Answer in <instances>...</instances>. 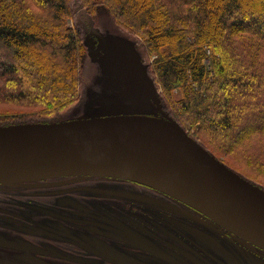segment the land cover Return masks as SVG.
I'll return each mask as SVG.
<instances>
[{"label": "trees", "instance_id": "1", "mask_svg": "<svg viewBox=\"0 0 264 264\" xmlns=\"http://www.w3.org/2000/svg\"><path fill=\"white\" fill-rule=\"evenodd\" d=\"M14 1L0 0V102L32 107L41 122L67 120L40 116L58 115L80 95L87 48L81 31L66 24L73 0H28L34 8L25 11ZM84 4L141 36L155 54L167 115L213 155L238 156L264 179V0ZM22 123L0 119V126Z\"/></svg>", "mask_w": 264, "mask_h": 264}, {"label": "water", "instance_id": "2", "mask_svg": "<svg viewBox=\"0 0 264 264\" xmlns=\"http://www.w3.org/2000/svg\"><path fill=\"white\" fill-rule=\"evenodd\" d=\"M133 74L143 92L120 80L125 101L153 99L162 110L144 70L135 69ZM162 115L0 126V185L77 176L130 181L174 198L264 250V191Z\"/></svg>", "mask_w": 264, "mask_h": 264}, {"label": "flooded vegetation", "instance_id": "3", "mask_svg": "<svg viewBox=\"0 0 264 264\" xmlns=\"http://www.w3.org/2000/svg\"><path fill=\"white\" fill-rule=\"evenodd\" d=\"M87 177L8 186L0 196V233L3 236L0 242L5 243L0 244V250L10 253L8 257L12 263L43 264V260H46L47 264H251V260L246 258L253 256L258 264H264V250L221 227L222 231L215 228L217 231L213 234L223 241L224 247L205 242L188 247L185 232H180L179 239H172L167 225L172 217L171 210L192 218L200 225L215 223L166 194L114 178L102 179L99 187H72ZM105 181L133 184L150 194L125 197L122 195L131 194L128 190H111L102 185ZM5 187L0 185V190ZM126 188L129 189V186ZM29 189L40 191V194L29 195ZM83 191L110 196L114 199L115 207L116 203L121 202L117 209L121 212L120 222L124 226L118 227L122 233L117 234L115 239L106 236L111 232L100 224L109 225V222L93 216L92 209L84 204L86 200L81 203L73 201L76 194ZM61 198L65 199L58 200ZM44 208L52 209L50 213L53 215L56 209L64 211V234L56 232L59 220L55 216L50 222L56 227H44ZM155 214L159 215L158 219ZM129 215H132L131 220L125 223ZM71 229L78 231V234L70 235ZM185 229L188 231L187 227ZM197 239L200 240L199 237ZM99 240L105 242L97 243ZM204 246L209 249L208 252Z\"/></svg>", "mask_w": 264, "mask_h": 264}, {"label": "rangeland", "instance_id": "4", "mask_svg": "<svg viewBox=\"0 0 264 264\" xmlns=\"http://www.w3.org/2000/svg\"><path fill=\"white\" fill-rule=\"evenodd\" d=\"M29 1L31 4L36 5L33 1ZM29 1L21 0L22 5L19 9L23 11L27 10L29 8L28 5H31ZM70 5L71 8L74 9V14L72 18L66 21V24L72 29L76 28L81 31L83 43L87 48L82 65L83 76H81L78 82L80 95L75 102L69 105L68 108L61 110L58 115L55 113H47L45 116H40L42 120H53L57 119V117H62L67 118V120L58 122H65L125 115L163 117L162 112L164 113L165 108L169 109V107H166L168 106L165 100L167 97L159 84L158 76H156L152 68L155 54H149L147 52L141 36L130 33L126 30V28L122 27V25L116 23L112 24L111 19L104 11H101L100 14L93 15V9H88L84 4V0H73ZM32 8H34V6ZM43 16L47 18V15L44 14ZM138 68L144 70L149 83L158 97L162 110H159L153 99L137 103H127L125 101L124 93L118 85L120 80L126 81L129 86L135 91H138V93L143 92L140 87L139 80L133 74L134 70ZM126 98L129 99L128 96ZM180 98L181 95L174 92L173 101H179ZM35 112L36 110L32 107L20 106L15 103L0 102V116H2L0 119L8 118L12 121L24 120L27 122L25 124L58 123L41 122L39 118L31 117V115ZM191 138L194 139L193 137ZM194 140L201 145L196 139ZM201 146L228 169L236 173L238 176L242 175L243 177L240 176L241 178H246L245 180L247 182L264 191V179H262L261 175L257 176L255 173L249 172V170L239 161L238 156L226 157L219 154L213 155L208 148L203 145ZM102 179L105 178L88 176L80 183L73 184L72 187L76 185L83 187H99ZM53 181L54 180L51 179L35 184H43L45 182ZM102 185H105L114 191L124 189L128 190L131 194L125 193L126 195H122L125 197H129L133 194H150L146 190L133 184L130 185L116 181H105ZM127 186H129L130 190L126 188ZM8 188L9 187L6 186L0 190L1 197ZM27 191L29 192V195L40 194V191L33 189H29ZM76 195L77 196L73 199L74 202L81 203L86 200L87 202L84 204L92 209L91 212L93 216L97 217L99 220L109 222V225L100 224L101 227L106 228L111 232V234L106 233V236H110L115 239L117 234L122 233L118 230V227H123L124 225L120 222L122 218L120 215L121 212L117 209L121 202L119 204L116 203L117 207H115L113 203L114 199L112 197L92 191H83L77 193ZM64 199L65 198H61L58 200ZM55 203L58 204L60 202ZM171 203L174 204L172 201ZM5 207L6 206H3V208ZM50 211H52V209L44 208L43 210L44 214L42 216V220L44 227H56V224H51L50 222L54 220L53 216H55V218L59 220V225L57 224L58 230H55L60 234H64L63 231L65 228L62 221L65 219L63 217L64 211L56 209V213L54 215L50 213ZM171 211L172 217L169 220L170 224L167 225L170 227V235L172 239H179L180 232H185L188 247H191L192 244L203 242L217 243L219 246L224 247V244L222 243L223 241L213 234L214 231H217L215 228L220 229L217 224L206 226L200 225L199 223H195V220L192 218L184 216V214H181L180 212L174 210ZM129 216L126 218L127 220L125 223H128V221L131 220L132 215ZM154 216L156 219L159 218L158 214H155ZM184 217L187 219H184ZM186 227L188 228V231L185 229ZM72 228L78 229L77 226H72ZM220 230L222 231V229ZM76 234H78V231L72 229L70 230V235ZM2 237V233H0V238ZM197 237H199L200 240H198ZM204 237L206 241L203 240ZM236 240L242 242L238 239ZM96 242L105 241L99 240ZM204 249L206 252L209 251L206 246H204ZM8 254L10 253L0 250V264H14L11 262V258L10 256L8 257ZM246 259H250L251 264H258L253 256H249V258ZM43 264H47V261L43 260Z\"/></svg>", "mask_w": 264, "mask_h": 264}]
</instances>
